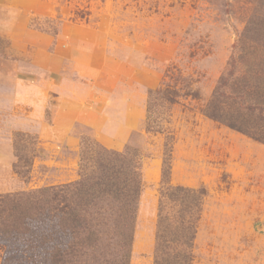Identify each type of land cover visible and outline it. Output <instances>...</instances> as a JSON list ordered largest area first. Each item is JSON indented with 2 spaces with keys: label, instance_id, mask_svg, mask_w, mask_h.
<instances>
[{
  "label": "rangeland",
  "instance_id": "374dc122",
  "mask_svg": "<svg viewBox=\"0 0 264 264\" xmlns=\"http://www.w3.org/2000/svg\"><path fill=\"white\" fill-rule=\"evenodd\" d=\"M263 13L264 0H0V196L78 180L81 136L131 147L143 188L127 264H153L166 146L168 184L205 191L190 264H264V145L203 115L237 36ZM159 89L176 103L157 110L163 133H148L147 92Z\"/></svg>",
  "mask_w": 264,
  "mask_h": 264
},
{
  "label": "trees",
  "instance_id": "16d2710c",
  "mask_svg": "<svg viewBox=\"0 0 264 264\" xmlns=\"http://www.w3.org/2000/svg\"><path fill=\"white\" fill-rule=\"evenodd\" d=\"M176 98L167 89L147 92L146 132L163 133L157 110L167 111ZM203 115L264 145V13L250 18L237 36ZM23 139L18 135L14 142V168L21 176L28 174L32 160L24 159ZM163 154L153 264H190L205 191L169 185L166 146ZM139 161L131 147L117 152L81 136L78 180L1 195L0 244L6 248L1 264H85L91 255L119 256L127 264L143 188Z\"/></svg>",
  "mask_w": 264,
  "mask_h": 264
},
{
  "label": "crops",
  "instance_id": "0c3cea01",
  "mask_svg": "<svg viewBox=\"0 0 264 264\" xmlns=\"http://www.w3.org/2000/svg\"><path fill=\"white\" fill-rule=\"evenodd\" d=\"M146 253H147V251H146Z\"/></svg>",
  "mask_w": 264,
  "mask_h": 264
}]
</instances>
